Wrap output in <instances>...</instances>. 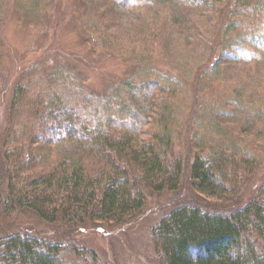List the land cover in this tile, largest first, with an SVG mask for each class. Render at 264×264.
<instances>
[{"label": "rangeland", "instance_id": "rangeland-1", "mask_svg": "<svg viewBox=\"0 0 264 264\" xmlns=\"http://www.w3.org/2000/svg\"><path fill=\"white\" fill-rule=\"evenodd\" d=\"M250 4L241 2L237 17L251 25L264 24V11ZM213 15L182 0H6L0 4L3 86L14 88L24 79L28 84L32 72L47 79L62 70L89 94L111 99L117 112L113 116L122 119L129 109L115 100L116 86H125L123 99L129 104L135 101L133 85L162 81L178 89L180 107L173 127L178 153L191 147L200 152L208 136V140L221 139L219 125L239 128L236 149L259 159L255 172L231 201L198 194L190 187L188 169L178 191H147L146 207L122 223H49L31 212H5L0 213V240L27 235L61 246L59 255L65 264L77 259L73 247L90 252L99 264H160L153 234L177 206L199 202L209 212L226 214L253 199L264 200V42L238 30L218 32ZM209 87L212 93L204 98ZM214 92L221 97H213ZM143 105L144 120L136 132L141 144L150 140L152 123L159 117V107ZM26 121L28 133H17L22 139L19 149L39 146L46 161L38 165L26 151L20 160L24 174L37 176L61 164H54L56 159L73 157L76 145L65 138V127L58 129L57 142L50 138L44 144L30 136L47 128L46 122Z\"/></svg>", "mask_w": 264, "mask_h": 264}, {"label": "trees", "instance_id": "trees-1", "mask_svg": "<svg viewBox=\"0 0 264 264\" xmlns=\"http://www.w3.org/2000/svg\"><path fill=\"white\" fill-rule=\"evenodd\" d=\"M182 1L213 13L218 32L238 30L264 42V24L251 25L237 17L241 2L251 6L252 1V7L264 11V0ZM33 73L28 74V84L24 79L11 89L0 77V213L27 211L49 223L118 224L146 207L147 191H178L188 169L193 190L223 202L236 199L256 170L257 156L236 149L239 128L216 125L221 139L209 141L208 136L197 153L192 147L185 154L174 149L180 107L175 86L150 80L133 85L135 101L129 104L123 99L125 86H116L115 100L129 109L118 119L111 99L89 94L67 79L65 71L57 70L47 79ZM211 93L209 87L204 98ZM144 103L159 107V117L152 123L150 140L141 144L136 132L144 120ZM26 118L46 122L47 128L30 136L44 144L58 140V129L65 127V138L76 145L73 157L56 159L53 163L61 164L37 176L24 174L20 160L26 151L38 165L46 161L39 146L19 149L22 139L17 133L26 131ZM152 245L160 264H264V200L253 199L226 214L209 212L199 202L179 205L161 220ZM60 248L11 235L0 240V264H65ZM70 250L77 258L71 264H99L90 252Z\"/></svg>", "mask_w": 264, "mask_h": 264}]
</instances>
